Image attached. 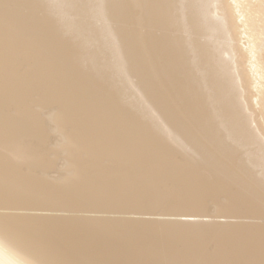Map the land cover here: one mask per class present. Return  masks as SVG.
Instances as JSON below:
<instances>
[{
    "label": "bare ground",
    "instance_id": "bare-ground-1",
    "mask_svg": "<svg viewBox=\"0 0 264 264\" xmlns=\"http://www.w3.org/2000/svg\"><path fill=\"white\" fill-rule=\"evenodd\" d=\"M0 264H264V0H0Z\"/></svg>",
    "mask_w": 264,
    "mask_h": 264
}]
</instances>
